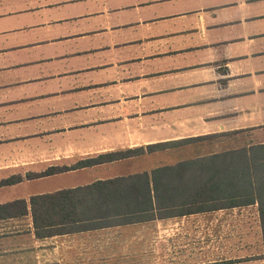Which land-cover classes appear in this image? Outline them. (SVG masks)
<instances>
[{
	"label": "crops",
	"instance_id": "obj_1",
	"mask_svg": "<svg viewBox=\"0 0 264 264\" xmlns=\"http://www.w3.org/2000/svg\"><path fill=\"white\" fill-rule=\"evenodd\" d=\"M165 143L169 162L27 177ZM226 154L220 207L153 219L170 260L264 264V0H0V264L128 259L140 223L37 228L32 198ZM234 184L252 204L226 205Z\"/></svg>",
	"mask_w": 264,
	"mask_h": 264
},
{
	"label": "trees",
	"instance_id": "obj_2",
	"mask_svg": "<svg viewBox=\"0 0 264 264\" xmlns=\"http://www.w3.org/2000/svg\"><path fill=\"white\" fill-rule=\"evenodd\" d=\"M169 145L165 143L121 150L116 153L80 160L71 166L51 167L41 174L28 175L27 177L30 179L47 177L136 158L167 150ZM241 156H244L243 159H245V156L248 155L244 152L239 154V157ZM230 157L226 154L203 161H188L177 167L166 166L150 173L132 174L118 177L112 181L96 182L91 186L75 190H64L54 195L33 197L31 204L35 226L45 228L50 225H64L72 229H87L99 225H128L152 221L154 218H151V215L156 213H159L160 218H167L170 211L184 206L191 207L187 208L188 213H194L196 205H199L197 212L216 209L221 206L217 203L221 199L220 194L223 192L215 177L218 178L220 175L218 170L220 164L230 161ZM188 168L193 171L186 182L183 174ZM224 175H222L223 178H225ZM17 181L21 180L10 179L2 182V185L13 184ZM230 189L235 193L231 197L239 196L240 199L226 203V205L252 204V199H249L251 193L246 186L238 187L234 184L230 185ZM181 193H187L189 198L184 200L182 198L184 195H181V199L178 200ZM261 204L264 225V200ZM146 215L151 217L148 218Z\"/></svg>",
	"mask_w": 264,
	"mask_h": 264
},
{
	"label": "rangeland",
	"instance_id": "obj_3",
	"mask_svg": "<svg viewBox=\"0 0 264 264\" xmlns=\"http://www.w3.org/2000/svg\"><path fill=\"white\" fill-rule=\"evenodd\" d=\"M214 141V140H213ZM216 141L212 142L215 143ZM167 152V153H166ZM176 154V149L172 151ZM158 155L161 163L169 162L168 151L164 150ZM76 164V163H75ZM176 210V209H175ZM174 210V212H176ZM166 213V212H162ZM159 213L146 217L155 218ZM168 220L147 221L138 225H129L133 228H145L140 231H133L127 235V243L123 240V253H127L128 259L113 260V264H185L184 261L170 260L172 251L168 248ZM117 235L114 234L115 238ZM125 236H123L124 238ZM119 252L117 251V254ZM243 262V261H242ZM249 262V261H248ZM242 264H251V263Z\"/></svg>",
	"mask_w": 264,
	"mask_h": 264
}]
</instances>
